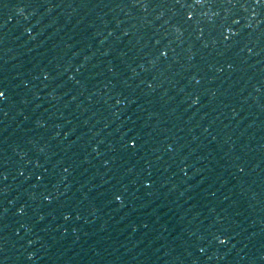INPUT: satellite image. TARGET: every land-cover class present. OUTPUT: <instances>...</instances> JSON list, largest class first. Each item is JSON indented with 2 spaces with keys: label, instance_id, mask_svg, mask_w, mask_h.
<instances>
[{
  "label": "water",
  "instance_id": "water-1",
  "mask_svg": "<svg viewBox=\"0 0 264 264\" xmlns=\"http://www.w3.org/2000/svg\"><path fill=\"white\" fill-rule=\"evenodd\" d=\"M0 90L58 264H264V0H0Z\"/></svg>",
  "mask_w": 264,
  "mask_h": 264
},
{
  "label": "snow or ice",
  "instance_id": "snow-or-ice-1",
  "mask_svg": "<svg viewBox=\"0 0 264 264\" xmlns=\"http://www.w3.org/2000/svg\"><path fill=\"white\" fill-rule=\"evenodd\" d=\"M5 96V92L3 90H0V97H4ZM118 102V101H117ZM241 171H243V169H241ZM117 200L120 199L119 196L116 197Z\"/></svg>",
  "mask_w": 264,
  "mask_h": 264
}]
</instances>
